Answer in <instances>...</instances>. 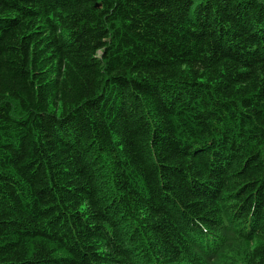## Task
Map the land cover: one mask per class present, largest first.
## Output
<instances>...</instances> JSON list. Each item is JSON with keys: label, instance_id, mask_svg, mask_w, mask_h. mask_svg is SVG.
Listing matches in <instances>:
<instances>
[{"label": "trees", "instance_id": "trees-1", "mask_svg": "<svg viewBox=\"0 0 264 264\" xmlns=\"http://www.w3.org/2000/svg\"><path fill=\"white\" fill-rule=\"evenodd\" d=\"M0 264H264V0H0Z\"/></svg>", "mask_w": 264, "mask_h": 264}, {"label": "bare ground", "instance_id": "bare-ground-1", "mask_svg": "<svg viewBox=\"0 0 264 264\" xmlns=\"http://www.w3.org/2000/svg\"><path fill=\"white\" fill-rule=\"evenodd\" d=\"M239 97V96H238ZM236 150V149H235ZM110 186V185H109ZM114 191V190H113ZM103 196V195H102ZM113 197V196H112ZM120 203V202H119ZM117 213V212H116Z\"/></svg>", "mask_w": 264, "mask_h": 264}]
</instances>
